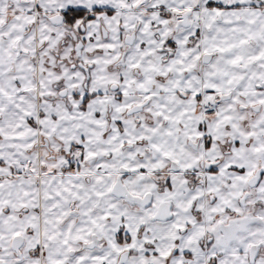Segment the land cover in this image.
<instances>
[{
    "label": "snow or ice",
    "instance_id": "snow-or-ice-1",
    "mask_svg": "<svg viewBox=\"0 0 264 264\" xmlns=\"http://www.w3.org/2000/svg\"><path fill=\"white\" fill-rule=\"evenodd\" d=\"M0 264H264V0H0Z\"/></svg>",
    "mask_w": 264,
    "mask_h": 264
}]
</instances>
